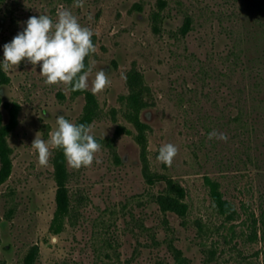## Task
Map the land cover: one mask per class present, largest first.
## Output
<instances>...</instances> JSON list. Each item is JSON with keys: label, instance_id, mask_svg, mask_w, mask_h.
<instances>
[{"label": "rangeland", "instance_id": "374dc122", "mask_svg": "<svg viewBox=\"0 0 264 264\" xmlns=\"http://www.w3.org/2000/svg\"><path fill=\"white\" fill-rule=\"evenodd\" d=\"M74 3L0 1V62L20 22L55 21L63 7L93 31L88 89L100 70L111 81L87 123L100 162L67 165L71 212L55 233L59 149L42 167L31 144L38 132L49 139L59 115L77 124L86 96L46 85L39 64L3 69V123L8 104L20 110L7 135L12 173L0 182V264H25L36 245L34 264H179L175 247L190 264H264V237L251 238L253 213L264 209V0ZM213 130L227 141L208 139ZM167 143L178 148L171 166L157 159ZM169 178L186 189L184 215L157 202ZM213 183L233 211L217 206Z\"/></svg>", "mask_w": 264, "mask_h": 264}, {"label": "clouds", "instance_id": "9594fccd", "mask_svg": "<svg viewBox=\"0 0 264 264\" xmlns=\"http://www.w3.org/2000/svg\"><path fill=\"white\" fill-rule=\"evenodd\" d=\"M75 7L82 8L83 0H75ZM23 31L17 33L12 41L3 45V61L0 62L4 71L18 67L22 61L35 66L39 64V74L44 77L46 85L63 84L71 91H83L89 88V76L92 67L85 70V58L95 53L96 48L91 37L93 31L82 26L77 17L67 8H58L56 20L47 14L38 17L31 16ZM106 72L100 70L95 73L91 81V91L97 94L110 85ZM57 127L48 133L45 141L39 132L36 133L31 147L38 154V164L46 167L49 164L51 149H61L66 163L73 169L90 167L100 152L101 145L91 134L90 125L75 124L59 115L56 119ZM227 141L224 133L215 130L208 133V139ZM178 148L171 144H163L158 149L157 159L171 166Z\"/></svg>", "mask_w": 264, "mask_h": 264}, {"label": "trees", "instance_id": "16d2710c", "mask_svg": "<svg viewBox=\"0 0 264 264\" xmlns=\"http://www.w3.org/2000/svg\"><path fill=\"white\" fill-rule=\"evenodd\" d=\"M1 1V0H0ZM85 63V62H84ZM86 69V64H85ZM7 77L0 66V85L6 82ZM138 80V79H136ZM74 94H84L86 96V105L84 112L79 118L77 124L87 125L91 119L98 114V101L95 94L90 89L83 91H73ZM137 95V94H136ZM10 110V119L7 123H3L0 117V157L2 166L0 169V182H4L9 178L13 169V162L11 159V147L7 141V135L10 130L17 124L19 115V104L15 102L13 105L8 104ZM137 123L139 127L144 128V123L137 116ZM55 178L58 184L57 189V209L52 224V229L55 233H59L65 222V218L71 212V197L67 186L68 168L63 151L59 149L55 156ZM212 195L217 206L223 211H233L232 203L225 198L219 189V186L213 183ZM186 197V189L179 182L172 178L168 179L167 189L157 195V202L164 211H174L184 215L188 210V203L184 201ZM232 216V214H230ZM253 234L251 238H257L259 233L264 237V209L257 215L253 213ZM40 254V246L36 245L25 257V264H34L38 255ZM175 256L179 264H190L187 255L179 248L175 247Z\"/></svg>", "mask_w": 264, "mask_h": 264}]
</instances>
